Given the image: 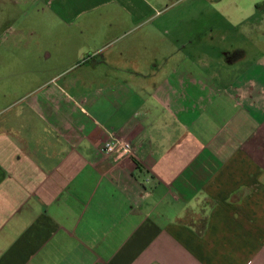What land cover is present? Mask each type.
Instances as JSON below:
<instances>
[{"label":"crops","instance_id":"0c3cea01","mask_svg":"<svg viewBox=\"0 0 264 264\" xmlns=\"http://www.w3.org/2000/svg\"><path fill=\"white\" fill-rule=\"evenodd\" d=\"M156 1L39 0L60 40L0 113V264H264L254 24L227 44Z\"/></svg>","mask_w":264,"mask_h":264},{"label":"rangeland","instance_id":"374dc122","mask_svg":"<svg viewBox=\"0 0 264 264\" xmlns=\"http://www.w3.org/2000/svg\"><path fill=\"white\" fill-rule=\"evenodd\" d=\"M182 2V3H181ZM172 0L164 3L155 2L159 13L155 24L164 26L166 18L172 16L173 29H181V20H185V30L193 25H200L209 35L214 26L223 28V34L227 35L223 43L241 44L244 37L241 31L247 32L249 40L256 45L254 56L259 50H264V6L258 9L257 4H263L264 0ZM43 4L39 0H0V113L5 116L4 108L13 98V93L29 89L33 85L32 79H37L39 73L49 74L53 72V66L45 71V65H41V59L46 53V47L50 43L60 39L55 34L45 32L49 20ZM118 7V6H117ZM106 6L98 11L105 12L111 8ZM169 9L170 12H165ZM116 10V9H115ZM119 10V9H117ZM155 17V16H154ZM152 18V20L154 19ZM184 17V18H183ZM102 24H106V17L101 18ZM169 22H167V25ZM237 26V28H233ZM231 30H227L230 28ZM240 30V31H238ZM226 31H230L229 34ZM245 34V33H243Z\"/></svg>","mask_w":264,"mask_h":264},{"label":"built area","instance_id":"2783aa9c","mask_svg":"<svg viewBox=\"0 0 264 264\" xmlns=\"http://www.w3.org/2000/svg\"><path fill=\"white\" fill-rule=\"evenodd\" d=\"M99 150L117 162L129 156L133 152V146L129 141L111 137L99 146Z\"/></svg>","mask_w":264,"mask_h":264},{"label":"trees","instance_id":"16d2710c","mask_svg":"<svg viewBox=\"0 0 264 264\" xmlns=\"http://www.w3.org/2000/svg\"><path fill=\"white\" fill-rule=\"evenodd\" d=\"M263 6H264V3H263V4H257L256 7H257L258 9H260V8L263 7Z\"/></svg>","mask_w":264,"mask_h":264}]
</instances>
